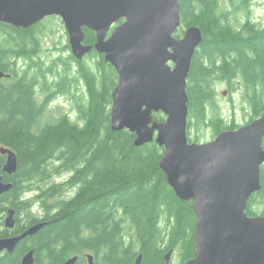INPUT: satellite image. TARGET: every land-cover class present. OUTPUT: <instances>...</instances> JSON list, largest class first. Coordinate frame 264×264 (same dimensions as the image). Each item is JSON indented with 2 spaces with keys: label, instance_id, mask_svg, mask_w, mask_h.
<instances>
[{
  "label": "trees",
  "instance_id": "16d2710c",
  "mask_svg": "<svg viewBox=\"0 0 264 264\" xmlns=\"http://www.w3.org/2000/svg\"><path fill=\"white\" fill-rule=\"evenodd\" d=\"M178 1L181 24L174 36H181L182 27L197 25L203 37L186 84L189 140L193 126L209 124L213 136L239 126L227 124L219 115L208 116L215 80L227 79L231 89L236 87L233 80L238 81L250 105L249 121L263 114L264 29L248 18L236 27L219 0ZM54 17L29 28L0 22V71L11 73L0 80V145L11 148L18 161L15 173L8 175L1 171L5 158L0 154L2 180L12 183L0 194V237L19 231L3 226L2 213L8 207H13L22 227L40 220L26 212L36 200L47 222L30 238L34 264H60L85 251L94 254L97 264H134L138 254L140 264H161L170 249L177 251L183 264L193 257L192 201L180 200L167 183L159 167L162 147L154 141L135 146V133L111 129V92L117 73L103 54L94 49L87 53L95 58L90 65L60 51L44 58L42 26ZM84 33V43L93 44L95 33L88 29ZM65 49L68 43L60 50ZM20 60L26 65L18 64ZM70 92L75 118L61 113L44 120L47 101ZM153 118L163 121L164 115L153 113ZM62 173L67 174L62 181L38 189L32 186ZM260 185L248 200L249 215L264 212V163ZM33 191L32 199L27 198L26 193ZM126 223L133 233L126 231ZM22 245L0 255V264H19Z\"/></svg>",
  "mask_w": 264,
  "mask_h": 264
},
{
  "label": "water",
  "instance_id": "95a60500",
  "mask_svg": "<svg viewBox=\"0 0 264 264\" xmlns=\"http://www.w3.org/2000/svg\"><path fill=\"white\" fill-rule=\"evenodd\" d=\"M49 16H58L68 34L71 54L82 60L94 49L117 73L111 92L110 126L135 133V146L154 141L163 148L159 167L180 200H190L195 214L193 257L183 264H264V212L249 215L246 208L260 189L264 163V113L234 129H223L212 139L189 140L187 134V77L193 56L202 42L197 25L180 27L178 0H0V22L29 28ZM84 29L95 33L84 43ZM10 73L0 71V78ZM161 112L163 121L153 118ZM1 171L15 173L16 153L0 145ZM12 187L2 180L0 194ZM13 207L4 226H14ZM1 237L0 254L13 252L25 236ZM172 249L161 258L169 264ZM89 264L93 255L86 254ZM76 256L60 264H74ZM141 254L134 264H140ZM21 264H34L33 249Z\"/></svg>",
  "mask_w": 264,
  "mask_h": 264
},
{
  "label": "rangeland",
  "instance_id": "374dc122",
  "mask_svg": "<svg viewBox=\"0 0 264 264\" xmlns=\"http://www.w3.org/2000/svg\"><path fill=\"white\" fill-rule=\"evenodd\" d=\"M221 8L227 13V17L229 21L234 24L236 27L240 25V23L248 18L252 20V22L258 23L259 27L264 29V0H219ZM50 17V16H49ZM48 18V17H46ZM43 32H42V55L44 58L48 59L49 55L58 54V51L66 55L67 53L71 54L70 48L65 50H60L62 47L68 43V34L66 33V29L64 23L61 18L56 16L53 19L45 20ZM182 29V30H181ZM180 30L183 32L184 27ZM182 32H180L182 34ZM93 56H85L84 60L89 65L93 63ZM27 61L20 60L18 64L26 65ZM235 83L234 88H230L229 82H224L223 80H215L214 86L216 89V94L213 100L207 105V112L209 117H213L214 115L221 116L227 124L234 122L237 125H244L249 121L251 117L250 105L248 101L242 96V89L239 87L238 81L233 80ZM232 86V85H231ZM79 93L82 92V87L79 89ZM73 92L67 94H56L47 101L46 109L43 114L44 120H52L56 118L61 113H69L72 118H75L74 113V98ZM39 97V95L37 94ZM190 138L193 141H205L210 140L214 136L212 135V128L209 124H205L200 128L192 127L190 129ZM196 138V140H194ZM55 164H53L54 166ZM51 167V165H50ZM53 170V168H51ZM66 173L59 174V176H51L47 180L45 179L43 182L35 183L32 186L34 188L39 187H47L51 183L62 181L66 177ZM40 185V186H39ZM35 189V191H37ZM35 195V192H27L26 197L32 199ZM32 212L26 209L28 213H34L36 215L42 213V208L40 203L35 200L32 202V208H30ZM163 224V222H162ZM126 231L129 233H133L130 230L128 223H126ZM179 257L177 251H174L169 264H179Z\"/></svg>",
  "mask_w": 264,
  "mask_h": 264
},
{
  "label": "flooded vegetation",
  "instance_id": "af4514ba",
  "mask_svg": "<svg viewBox=\"0 0 264 264\" xmlns=\"http://www.w3.org/2000/svg\"><path fill=\"white\" fill-rule=\"evenodd\" d=\"M15 66V65H14ZM6 73H9V72H6ZM10 76H11V73H10ZM9 76V77H10ZM3 78H8V77H2V78H0V80L1 79H3ZM223 81L224 82H228L227 81V79H223ZM9 208V207H8ZM7 208V209H8ZM7 209H6V211L5 212H3L2 214H3V226H4V219H5V216H6V214H7ZM1 214V215H2ZM36 216H38V217H40V220L38 219V220H36V221H34V222H32V223H30V224H27L26 225V227H22V225H24L23 223H20V221L19 222H16V220L14 221V226L12 227V228H7V227H5V228H7V229H14V227H18V229H19V231L17 230L16 232H14V233H12V234H10V235H6V236H3V237H7V236H13V235H17V234H20V233H22L25 229H27L29 226H31V225H33V224H36V223H38V222H44V223H46L47 222V219L42 215V213H39V214H37L36 213ZM44 225V224H43ZM10 232V231H9ZM35 233H37V232H35ZM34 233V234H35ZM33 236V234L32 235H28V236H25L24 238H22L21 240H19V242L17 243V245L16 246H18V245H22L21 246V250L23 251V253H22V255L20 256V259H19V264H21V259H22V257H23V255L28 251V250H30V249H34V247L32 246V240H30V238ZM1 238V237H0ZM15 246V247H16ZM15 249V248H14ZM168 251V250H167ZM166 251V252H167ZM7 253H9V252H7L6 250H4L0 255H5V254H7ZM12 253V252H11ZM88 253H90V254H92L93 255V261L95 262V257H94V254L92 253V252H90V251H85L84 253H83V256L81 255V254H78V253H73V254H71V255H69L68 257H66L64 260H63V262L64 261H66L68 258H70V257H72V256H76V260H75V262H74V264H89V262H88V259H87V256H86V254H88ZM172 254H173V249H172ZM171 257H172V255H171ZM171 260V259H170ZM62 262V263H63ZM169 263H170V261H169ZM95 264H97L96 262H95Z\"/></svg>",
  "mask_w": 264,
  "mask_h": 264
}]
</instances>
